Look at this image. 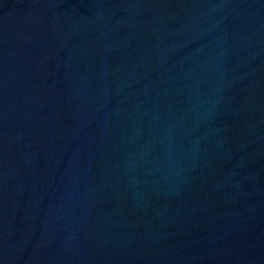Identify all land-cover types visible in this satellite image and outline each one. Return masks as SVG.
Wrapping results in <instances>:
<instances>
[{
    "label": "water",
    "instance_id": "1",
    "mask_svg": "<svg viewBox=\"0 0 264 264\" xmlns=\"http://www.w3.org/2000/svg\"><path fill=\"white\" fill-rule=\"evenodd\" d=\"M0 264H264V0H0Z\"/></svg>",
    "mask_w": 264,
    "mask_h": 264
}]
</instances>
